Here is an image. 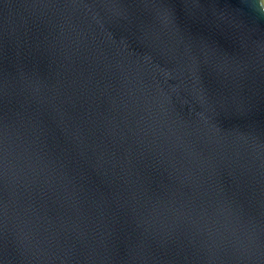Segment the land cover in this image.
Segmentation results:
<instances>
[{"label":"water","instance_id":"water-1","mask_svg":"<svg viewBox=\"0 0 264 264\" xmlns=\"http://www.w3.org/2000/svg\"><path fill=\"white\" fill-rule=\"evenodd\" d=\"M0 264H264V0H0Z\"/></svg>","mask_w":264,"mask_h":264}]
</instances>
